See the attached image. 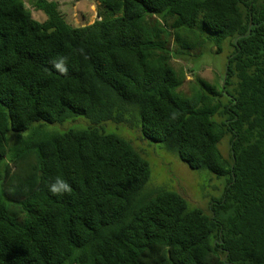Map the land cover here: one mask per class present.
<instances>
[{
  "label": "trees",
  "instance_id": "16d2710c",
  "mask_svg": "<svg viewBox=\"0 0 264 264\" xmlns=\"http://www.w3.org/2000/svg\"><path fill=\"white\" fill-rule=\"evenodd\" d=\"M97 1L76 26L56 1H36L39 21L0 0V264H264V0ZM228 48L224 87L175 61ZM105 122L140 125L221 194L207 211L139 197L150 162ZM58 178L68 192L49 191Z\"/></svg>",
  "mask_w": 264,
  "mask_h": 264
},
{
  "label": "rangeland",
  "instance_id": "374dc122",
  "mask_svg": "<svg viewBox=\"0 0 264 264\" xmlns=\"http://www.w3.org/2000/svg\"><path fill=\"white\" fill-rule=\"evenodd\" d=\"M26 6L32 11L33 16L39 21L47 19L46 13L37 7L38 0H24ZM51 1V0H50ZM59 4L66 20L72 25H85L92 23L98 15L99 2L97 0H52ZM106 14L105 8L101 10ZM230 49H225L220 54H204L200 58L181 55L175 59L177 65L186 69L187 79L192 80L197 76L207 82L223 83L226 56ZM221 77V78H220ZM184 90H188L187 83ZM84 119V120H83ZM87 120V121H86ZM89 121L84 116L68 119L64 124L35 123L29 131L18 135L14 132L7 133L11 144L17 143L21 138L29 136L34 130L40 132H62L66 129H82L88 127ZM102 128L108 132H115L128 139L151 165V175L139 197L155 193L159 189L175 190L183 194L190 207H198L208 210L212 198H218L221 194L225 180L218 178L208 170H194L184 162L178 154L166 149L160 142L148 138L143 129L138 126L130 127L126 124L105 122ZM224 154H228L229 140L224 138L220 144Z\"/></svg>",
  "mask_w": 264,
  "mask_h": 264
},
{
  "label": "clouds",
  "instance_id": "9594fccd",
  "mask_svg": "<svg viewBox=\"0 0 264 264\" xmlns=\"http://www.w3.org/2000/svg\"><path fill=\"white\" fill-rule=\"evenodd\" d=\"M63 59L60 60V63L55 64V67L61 71L63 68ZM70 190L69 185L62 179H56L54 183H52L49 187V191L53 194H62L66 193Z\"/></svg>",
  "mask_w": 264,
  "mask_h": 264
},
{
  "label": "water",
  "instance_id": "95a60500",
  "mask_svg": "<svg viewBox=\"0 0 264 264\" xmlns=\"http://www.w3.org/2000/svg\"><path fill=\"white\" fill-rule=\"evenodd\" d=\"M226 72H227V71H226ZM226 77H227V73H225V75H224V79H223V83H222V86H223V87L225 86Z\"/></svg>",
  "mask_w": 264,
  "mask_h": 264
}]
</instances>
